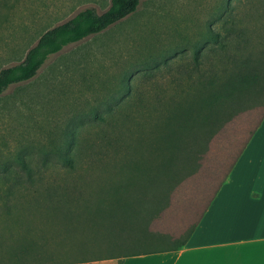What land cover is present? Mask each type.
Segmentation results:
<instances>
[{
    "label": "rangeland",
    "instance_id": "374dc122",
    "mask_svg": "<svg viewBox=\"0 0 264 264\" xmlns=\"http://www.w3.org/2000/svg\"><path fill=\"white\" fill-rule=\"evenodd\" d=\"M110 1L0 0V71L22 63L46 31L85 9L102 14ZM234 52L264 60V0H142L134 13L63 48L30 81L0 95V188L27 170L63 168L62 156L80 158L87 169H98L100 159L106 173L114 171L103 160L125 158L151 173L154 153L168 159L177 148L172 141L203 133L207 112L199 109L189 125L174 127L168 118L196 110L201 82L232 71ZM179 125L183 134L169 138ZM141 222L136 211L119 221V252L156 245ZM103 228L90 234L105 236Z\"/></svg>",
    "mask_w": 264,
    "mask_h": 264
},
{
    "label": "trees",
    "instance_id": "16d2710c",
    "mask_svg": "<svg viewBox=\"0 0 264 264\" xmlns=\"http://www.w3.org/2000/svg\"><path fill=\"white\" fill-rule=\"evenodd\" d=\"M141 1L111 0L102 14L85 9L46 31L22 63L0 71V95L16 84L30 81L63 48L100 34L134 13ZM214 38L218 51H224L219 34ZM234 53L237 57L232 71L221 77H205L201 82L203 92L193 105L198 107L196 110L183 111L181 118L178 112L168 118L174 127L175 122L189 125L200 109L209 114L203 133L187 136L184 141L177 138L183 134L182 126L169 130V138H177L172 141L177 148L168 159L162 152L154 153L151 173L139 162L128 163L125 158L103 160L102 167L110 163L108 169L115 172L106 173L99 167L100 159L94 160L99 165L93 162L98 169H87L78 166L80 158L62 156L63 168L27 170L0 188V264H90L128 257V252L116 249L117 242L113 240L119 221L127 222L132 212L140 214V206L155 197V188L176 182L179 162L191 157L224 124L255 123L249 132L252 136L264 119V60ZM126 170L138 171L142 176L118 174ZM96 227H106L105 236L90 234Z\"/></svg>",
    "mask_w": 264,
    "mask_h": 264
},
{
    "label": "crops",
    "instance_id": "0c3cea01",
    "mask_svg": "<svg viewBox=\"0 0 264 264\" xmlns=\"http://www.w3.org/2000/svg\"><path fill=\"white\" fill-rule=\"evenodd\" d=\"M254 126L223 127L154 189L139 209L154 247L90 264H264V119Z\"/></svg>",
    "mask_w": 264,
    "mask_h": 264
},
{
    "label": "snow or ice",
    "instance_id": "6c2138e0",
    "mask_svg": "<svg viewBox=\"0 0 264 264\" xmlns=\"http://www.w3.org/2000/svg\"><path fill=\"white\" fill-rule=\"evenodd\" d=\"M259 236L254 238L264 239V219L261 220L258 226Z\"/></svg>",
    "mask_w": 264,
    "mask_h": 264
}]
</instances>
